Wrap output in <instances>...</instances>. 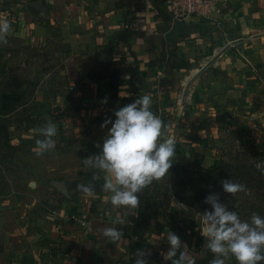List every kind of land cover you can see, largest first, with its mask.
Instances as JSON below:
<instances>
[{
	"label": "crops",
	"instance_id": "obj_1",
	"mask_svg": "<svg viewBox=\"0 0 264 264\" xmlns=\"http://www.w3.org/2000/svg\"><path fill=\"white\" fill-rule=\"evenodd\" d=\"M37 1L43 2V13L29 7ZM118 2L119 0H0V19L7 18L11 21L12 31L8 34V39L15 36L14 25L21 21L28 24L29 31L26 36L30 40L35 39L32 22L36 17H43L39 21L36 20L37 24H40L39 30L43 31L40 40L49 36L48 30L58 36L59 47L55 55L59 58L62 72L74 83H86V90L90 95L83 102L88 104V111L81 120L82 124L94 122V126L88 134L89 139L86 140L89 145L78 142L68 153L61 156L65 161L69 159L67 164L60 168V173H66L63 176L68 182L82 181L90 174L88 171L86 173L82 159L99 153L97 145L102 146L103 139L111 128V124L107 128H101V124L107 119L102 115L107 110L108 113L113 111L110 114L114 122L115 111L136 99V96L129 93L127 76H121L118 81H111L108 72H105V67L112 59L108 44L130 22V19L125 17V8H119ZM152 4L151 1L147 2L146 12L138 15L140 19L135 29L143 33L142 37L130 40V50L137 59L143 79L141 94H148L150 90V93L157 94L158 100H162L164 104H185L190 103L192 98L204 100L198 91L202 90L200 87L205 86L206 82L208 84L204 87L205 92H218L223 98L229 97V87L236 89L233 94L239 96L241 93L242 96V83L252 80L255 84L262 82L261 78L257 79L256 73L260 69L264 70V0L235 1L227 10L221 12L222 24L219 28L212 27V23L189 24L191 30L186 34L190 37L184 41L187 43L186 48L181 44L178 47L180 52L187 48L189 50V53L182 57L192 66L191 72L188 70L191 76L187 80L180 78L187 70H173L169 73L157 62L163 53L159 47L160 36H163L166 43L165 34L170 30L172 23L170 19L167 21L164 18H154L149 13V10L154 8ZM165 12L168 16L166 9ZM254 27V34L249 36L248 40V44H251H245L243 32H252ZM201 30H205L204 34H199ZM150 39L154 41L152 48ZM179 39L180 37L174 41ZM189 44H192V49H189ZM196 62L202 64L197 65ZM101 67L104 68L103 76L95 78V72ZM175 76H178V85L183 89L182 92L171 90L159 93L158 83L171 79L175 84ZM202 78H206L204 84L200 83ZM212 81L215 83L212 84ZM111 84H117L114 100H111L113 102H110V107L103 109L101 115H97L99 103L109 97ZM175 134L165 131L163 138H176ZM176 142L175 161L180 163V157L187 152L177 138ZM33 144L35 145V142ZM79 172L82 176L78 175ZM64 178L63 182L66 184ZM55 193L49 192L46 195L48 206H42L39 210L32 209L27 202L28 199H35L31 187V196L18 192L2 204L6 206L2 209L3 212L0 211V264H134V254L138 250L151 253L147 257L148 264H170L161 256L162 252L168 250L169 245L166 239L167 227L160 220L152 221L146 238L123 239L111 243L100 235L99 230L105 227L115 228L120 225L114 223L116 219L121 215H132L136 210L125 214L124 209H117L111 216H106L105 210L110 208L107 199L110 193L101 190L95 192L92 197H86L78 192L76 195L84 196V202L87 204L81 203L82 208L78 207L77 211L84 212L90 226L89 232L83 233L77 223L74 224L67 218L71 206L74 205L75 196L70 198L68 189L67 196L60 192ZM180 228L182 236L188 233L189 226L186 224H182ZM181 237L182 243L185 242V238ZM102 252L105 256H102Z\"/></svg>",
	"mask_w": 264,
	"mask_h": 264
},
{
	"label": "rangeland",
	"instance_id": "obj_2",
	"mask_svg": "<svg viewBox=\"0 0 264 264\" xmlns=\"http://www.w3.org/2000/svg\"><path fill=\"white\" fill-rule=\"evenodd\" d=\"M149 13L154 18L167 17L162 5L154 6ZM36 18L32 22L35 28L33 31L35 39L30 40L26 36L29 31L28 24L21 21L14 25L15 36L11 39L7 38V44L0 43V95L5 93L9 97V100H5L8 103L18 101V97H21L20 102L24 103V106L19 107L10 115L0 117V128L6 130L9 139L8 147H10H4L0 143V211L2 212L6 206L2 204L12 199L15 193L21 192L31 196L30 187L35 199L27 200L29 207L39 210L42 206H48L46 195L49 192L59 193L54 184L63 182V175H66V173H60L62 171L60 168L67 164L69 159L65 161V158H61L62 154L68 153L70 148L78 142L89 145L86 140L89 139L88 134L94 126V122L82 124L81 120L85 116L84 113L88 111V107L86 108L88 104L83 102L90 95L86 90V83L80 81L74 83L62 72L59 58L55 55L59 47L58 36L48 30L49 36H44V39L40 40L43 31L39 30L40 24H37L36 20L39 21L43 17ZM254 29L256 28L254 27L252 32L248 30L243 32L246 39L245 44H248L249 36L254 34ZM203 31L205 30H201L199 34H204ZM189 37L183 34L179 40L165 43L163 36H160L159 47L162 48V52H174L179 59L184 60L185 58L182 57H185L189 50L187 48L180 52L178 47L180 44L185 47L187 43L184 41ZM149 41L150 48H152L154 41L152 39ZM191 45L189 44V49H192ZM196 64L202 63L196 62ZM191 68L192 66L183 72L180 77L182 80L189 79L191 75L188 70L191 72ZM103 69L101 67L99 71L93 73L95 78L103 76ZM256 74L257 79L261 78L262 82L255 84L252 80L249 83L247 81L242 83L244 86L242 96H240L241 93L239 96L233 94L236 89L232 87H229L231 91L229 97L225 98L218 92L211 94L210 90H207V93L204 88L208 84L206 78L201 79L200 83L206 82V84L200 87L202 90L198 91L200 96L203 95L204 100L192 98L190 103L164 104L162 100H158L157 94L150 93V90L147 92L152 97L151 110L154 113L157 112V115L169 125L165 131L175 132L177 140L182 142V148L186 149L187 153L180 157L181 164H188L195 154L202 158L204 167L219 165L220 162L234 164L246 160L248 164H253L264 157V70L260 69ZM175 80L177 83L174 84L172 90L181 93L183 89L178 85V76H175ZM214 83L212 81V84ZM115 92L109 88L107 103H99L96 109L98 110L97 115L102 113L106 107L111 106L110 102H113L111 100H114ZM141 93L139 97L146 95ZM112 112L108 113L107 110L102 116L112 120L113 116L110 114ZM46 118H51L57 125L58 134L54 137L56 147L43 156H37L34 152L36 145L33 142L43 137L34 133L33 130L43 127ZM71 118L73 119L70 120ZM199 122H203L205 130L199 133L191 131L189 126ZM87 171L94 173L91 169H86V173ZM64 180L67 181L66 188L75 196L74 205L71 206L67 218L74 224L81 219L87 221L84 212L77 211L78 207L82 208L81 203L87 204L84 202V196H77L79 191L74 186L75 182H68L65 178ZM253 195V190L250 195L244 193H238L235 197L230 195L228 201L235 208L230 211H236L241 220H249L252 213L264 216L262 215L264 200L261 203L255 201L256 203L252 204V209L260 208L258 212L251 210L246 213V209L243 208L248 201L245 198L248 196L253 198ZM252 198L249 199L250 202H253ZM170 211L173 218L179 222L178 225L189 226L188 233L182 237L185 238L183 243L187 245L186 251L195 260V264H210L214 257L212 253L203 248L205 239L202 242L197 241V237H203L199 230L202 227L200 215L186 209L182 204L176 206L174 201L171 202ZM126 213L128 211L125 210ZM167 231L170 230L167 228L166 233ZM102 256H105L104 252ZM226 264L229 262L227 261Z\"/></svg>",
	"mask_w": 264,
	"mask_h": 264
},
{
	"label": "clouds",
	"instance_id": "obj_3",
	"mask_svg": "<svg viewBox=\"0 0 264 264\" xmlns=\"http://www.w3.org/2000/svg\"><path fill=\"white\" fill-rule=\"evenodd\" d=\"M12 31L11 21L0 19V43L7 44L8 34ZM107 103V98L101 101ZM152 97L143 95L115 111V121L105 119L101 128L111 124L103 139L99 154L82 159L85 169L94 171L92 182L77 184L76 190L86 197L95 195V182L103 180L102 191L110 193L107 197L110 208L105 210L111 216L117 209L126 211L138 210V194L161 182L169 173L176 154V141L173 137L163 138L168 124L152 110ZM43 139H36L34 152L37 156L53 151L56 147L54 137L58 134L57 125L46 118L43 127L33 130ZM257 171L264 175V161L255 165ZM224 193L235 197L238 193L250 195L251 190L231 179L221 181ZM204 203L211 210L200 215L202 227L200 234L204 237L203 248L213 254L210 264H226L234 259L236 264H262L264 262V217L252 213L249 220H241L239 215L230 211L220 201L218 194H209ZM185 207V206H184ZM128 219L121 215L114 221L124 225ZM100 235L111 243L124 239L121 229L105 227L99 230ZM169 248L162 252L164 261L170 264H195V260L186 251L187 245L172 231L166 233ZM151 253L138 250L134 254V264H148Z\"/></svg>",
	"mask_w": 264,
	"mask_h": 264
},
{
	"label": "trees",
	"instance_id": "obj_4",
	"mask_svg": "<svg viewBox=\"0 0 264 264\" xmlns=\"http://www.w3.org/2000/svg\"><path fill=\"white\" fill-rule=\"evenodd\" d=\"M149 1H152L155 7L158 5L164 6L165 2V0H119L117 6L125 8V17H128L130 22L108 44L112 60L107 64L105 69L108 72L109 79L111 81H118L121 76H127L129 93L136 96V98L143 91V79L137 59L130 50V40L132 38H140L143 35L135 27L140 19L138 15L146 12L147 2ZM164 19L168 20L170 18L167 16ZM157 62L169 73L173 70H187L191 66L188 61L179 59L174 52H163ZM173 86V80L165 79L158 83V91L160 93H167L172 90ZM110 89L116 91L117 84H111ZM7 99L9 100V97L5 93H1L0 117L8 116L19 107L24 106V103L20 102L21 97H18V101H10L9 103L5 102ZM189 128L193 132L204 131L205 125L203 122H199L196 125H190ZM0 143L4 147H8L9 145V139L4 128H0ZM260 161H264V157L253 164H248L246 160L234 164L220 162L219 165L204 167L202 158L197 154L186 165L174 160L168 175L161 182H154L143 193L138 194L140 199L139 209L132 215H125L129 222L123 226L117 225L115 228L123 231L124 239H143L146 238L152 221L157 219L170 231L181 237L182 230L180 225H178L179 222L173 218L170 211L171 202L176 201L185 206L186 209L197 214H202L206 210H211L210 205L204 203L206 196L215 193L219 195L221 202L227 204L229 210L235 209L228 201L230 194L224 193L221 186V181L226 179H231L235 183H241L248 189L253 190V198L249 196L245 198L248 201L244 204L243 208L246 209V213H249L251 210L258 212L260 208L252 209V204L256 203L255 201L261 203L264 200V175L260 171H257L255 167L256 163ZM93 174H88L82 181H76L74 186L92 182L91 178ZM78 175L82 176V173L79 172ZM102 184V179L95 182V192L102 190ZM68 196L73 198L74 193L68 190ZM250 198L254 199L253 202H250ZM197 241L202 242L204 238L197 237ZM228 262L229 264H236L234 259Z\"/></svg>",
	"mask_w": 264,
	"mask_h": 264
},
{
	"label": "built area",
	"instance_id": "obj_5",
	"mask_svg": "<svg viewBox=\"0 0 264 264\" xmlns=\"http://www.w3.org/2000/svg\"><path fill=\"white\" fill-rule=\"evenodd\" d=\"M237 0H165L164 7L173 21L190 23H212L216 28L222 24L221 12L227 10ZM255 1V0H251ZM176 206L180 204L175 202ZM75 219V218H74ZM78 227L87 231L88 221L77 220Z\"/></svg>",
	"mask_w": 264,
	"mask_h": 264
},
{
	"label": "water",
	"instance_id": "obj_6",
	"mask_svg": "<svg viewBox=\"0 0 264 264\" xmlns=\"http://www.w3.org/2000/svg\"><path fill=\"white\" fill-rule=\"evenodd\" d=\"M31 9L37 11L38 13H43L44 4L42 1H37L29 6ZM191 27L188 24L179 21H173L170 30L165 34V41H173L183 34L190 32ZM55 188L58 189L60 193L67 196V190L64 182H58L54 184Z\"/></svg>",
	"mask_w": 264,
	"mask_h": 264
}]
</instances>
